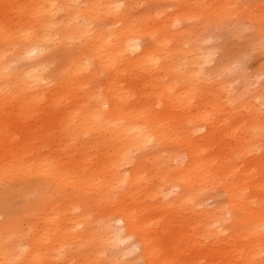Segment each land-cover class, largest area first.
<instances>
[{
	"label": "rangeland",
	"instance_id": "rangeland-1",
	"mask_svg": "<svg viewBox=\"0 0 264 264\" xmlns=\"http://www.w3.org/2000/svg\"><path fill=\"white\" fill-rule=\"evenodd\" d=\"M81 1L82 10L98 6L99 28L112 30L127 23L140 26L147 18L152 25L165 21L172 27L173 17L190 13L171 29L193 31L196 65L204 76L174 86L184 101L169 104L159 94L165 81L172 83L166 74L153 76L151 85L149 74L123 63L126 81L117 83L136 95L148 92L168 127L166 136L132 148L124 162L93 131H82L84 113L92 107L87 92L100 87L105 93L113 79L110 71L86 72L92 84L77 95L76 81L82 77L70 78L83 39L74 35L68 47L46 50L53 81L48 98L29 105L0 93V264H264V0H117L129 9L119 24L117 12L101 11L107 0ZM35 5L33 0H0V53L15 49L19 39L11 27L21 12L31 13L38 24ZM59 5L65 20L69 10ZM149 41L147 36L145 44ZM208 54L210 64L204 60ZM27 59L23 64L35 61ZM187 66L186 71L195 69ZM20 80H7L4 92L24 98L30 87ZM225 85L234 103L219 98ZM59 86L64 88L60 94ZM24 140L30 151L18 160ZM125 172L130 175H118ZM134 213L137 230L130 231L121 215Z\"/></svg>",
	"mask_w": 264,
	"mask_h": 264
},
{
	"label": "bare ground",
	"instance_id": "bare-ground-1",
	"mask_svg": "<svg viewBox=\"0 0 264 264\" xmlns=\"http://www.w3.org/2000/svg\"><path fill=\"white\" fill-rule=\"evenodd\" d=\"M33 1L36 3L35 10H36V13L38 16V19L36 17V19L38 20V24L36 25L34 23L35 19H33V16L31 13L26 14L25 12H21L22 15H21L20 21L18 23H14V25L11 27L13 30V34H12L13 37L16 39H19L18 41L14 42V43H17L15 49L13 50L12 48H10L8 51H5V53H2V52L0 53V93H3L4 96H7V97L17 96L18 98H20L22 100L25 99L27 101H24V102H27V104H29V105H34L37 101H42L46 97L48 98V96H46L47 95L46 92L48 89H50L53 86V81L50 80V78L48 77V74H47V72L49 73V69H48V65H47V62L49 59L44 57L43 54H44V52H46V50H50V49H52V47H55L58 45L62 46V47H65V46L68 47L71 43V40H73L71 38L74 35L75 36L77 35V36H79V39L80 38L83 39V43L80 42V43H82V45L77 47L79 50V53L75 57V60H74L75 62L73 63L75 65H74V69H73V72H72L71 78H70V80L72 81V80H78L79 76L82 77L81 80L76 81V82H78L77 83L78 86L77 85L75 86L77 88L76 94L77 95L80 94V92L84 91L88 86H90L92 84L91 80H90L92 78L91 75L93 74L92 71L94 72V74H98L100 71L109 70L110 71L109 73H110L111 77L113 78V79H111L112 82L107 87L108 89L106 90L105 93H100L98 91V89L100 87L99 88L97 87L98 88L97 90H95L96 88L93 90L90 89L89 91H88V89L85 90V91H88L87 94L89 96V101L92 102V107L87 112L84 113L86 120L83 121V124L85 123L86 124L85 126H87V128H85V126H84L85 129L82 127V131H84L85 134L89 133V131H93L95 134V137H97V139L102 143V145H104V146L108 145V147L114 148L116 150V152L118 153L119 160L124 161V162L128 161L130 159V158L128 159V157H129V153L132 150V148L133 149H134V147L142 148L145 146L146 143L156 141L157 138L166 136L165 133H166V129L168 127L167 128L165 127L163 116H162L163 114L158 113L156 111L157 110L156 105L158 103L154 102V100H153L154 103L149 102V100L147 98V96L149 95L148 92L142 93V95H136L135 92L129 90L126 86H123L120 82L123 83L126 81V77H125L126 72L124 74H122L121 68H122L123 63L130 65L131 67H133V69H135V67H138L140 70H143L142 73L145 71L146 74H149L148 75L149 78H147V79L151 80V82H152L151 85L154 84V80H153L154 77L153 76L162 75L161 73L166 74V76H168L171 79L172 83L168 85L169 82L165 81L163 89L160 87L162 90L160 89L161 92L159 94L161 95V97L163 99H168L169 104L174 103V101L178 100L177 98H179L180 100H183V98H181L180 95L175 94V90H173V87L176 85L178 86L179 84H184V83L187 84L186 82H188V81L199 80V79L203 78V76H204V73L202 70L198 71L199 68H197V67L199 65L198 66L196 65V64L200 63V62L198 63V61L200 59L197 56L195 49H194V46H193V44L195 43L193 40V37H194L193 31L191 29H189L188 27H186L185 29L182 28V30H180V31H178L177 29H171L173 27L175 28L176 25L180 21H184L185 19H189L190 13L183 12L181 14H177L176 17H173L171 19L172 20V27H169L166 24L167 22L165 23V21H163V23L160 25H158V24L152 25L151 22L149 21V18H147V20L142 22V24L140 26H135L132 23H127V24H124L122 29L112 30V29H109L107 27L99 28V26H100L99 24L101 23V20H98L96 18L94 11L98 10V12H99L100 10H99V7L94 5V4L90 5L86 10H82L81 7H79V5L82 3L81 0H33ZM59 3H63V7H65L66 9L69 10L66 13L68 15L67 16L68 18L66 19L64 17L65 20H63L61 18V12H60L59 8H62V7H61V5H59ZM102 10L106 14H109V13L115 14V12H117V17L119 18V20L117 22L118 24L124 22L123 21L124 17L127 15L128 11H129L128 8L125 9L123 4H120L119 2H117V0H107V5L105 7H102L101 11ZM121 11H123V14L120 13ZM34 18H35V16H34ZM159 19H161V21H162L164 18L160 17ZM204 22L207 24V17L206 16H204ZM169 23H170V21H169ZM16 25H18L17 29H16ZM108 25H110V24H108ZM177 27H178V25H177ZM180 35L183 36L182 42L179 41ZM147 36L150 37V41L148 44H145ZM171 41H173V43ZM8 42H9V44H11L10 40H8ZM76 44H78V43H76ZM199 47H201V45ZM163 48H165V53L160 51V49H163ZM73 52H75V50ZM209 53H210V51H209ZM202 54H204V53H202ZM71 55H73V54L71 53ZM211 55L210 54L207 55L206 59H204L205 62L207 61L209 63V61L211 60V57H212ZM27 58H31V59L35 58V61H33L31 64H23V61ZM20 62H22V64H23L21 67L19 66ZM50 64H51V62H50ZM187 64H191V65L195 66V69H193L191 71L190 70L186 71V69H188ZM183 68L185 70H183ZM19 69H22V71L19 72L18 71ZM139 69H137V70H139ZM46 70H48V71H46ZM122 71H123V69H122ZM183 71L187 72V73H184ZM188 71H190V72H188ZM13 72H15L16 76L13 75ZM86 72H89V73L91 72L92 74L90 73L91 75H88V73H86ZM75 77H77V78L74 79ZM209 77L210 76H208V78ZM12 78H18L19 80L21 79L22 82L23 81L27 82L26 84L30 87L28 89L30 92H26L23 95L24 98H22L20 96V92H14V91H8V90L4 92V89H3V87L5 86L4 83H6L7 80L10 81ZM119 79H121V80H119ZM211 80H213V79H211ZM68 81L69 80H67V82ZM117 81H120V82L117 83ZM162 81H164V80H162ZM215 81H216V79L214 80V82ZM74 83L75 82H73V84ZM93 83H95V82L93 81ZM155 84L159 85V83L156 81H155ZM17 85H15V86H17ZM55 87H56V85H55ZM69 87H70V85H69ZM170 87H172L173 91H171ZM6 88H7V86H5V90H6ZM56 89H57L56 92H59L60 90L62 92V89H64V88L59 86ZM157 90L158 89H156V91ZM156 91H155V94L158 95L157 92H159V91H157V92ZM182 91H183V89H182ZM185 91L187 93L192 92L191 89H186ZM61 92H59V94ZM70 92H72V88H71ZM12 93H14V94H12ZM66 94H68V93H66ZM72 94H74V93H72ZM220 94H221L220 95L221 97L219 96V98H225L230 103H234V100L231 97L232 93H231V90L228 89V85H225L224 87H222V91L220 92ZM154 96H156V95H154ZM62 97H67V96H65V94H64ZM62 97H60V98H62ZM60 98L56 99L55 101L60 102ZM5 100H6V98H5ZM137 100H139V101H137ZM74 102H75V100H74ZM87 103H88V101H87ZM137 103L139 105H137ZM176 103H178V102H176ZM218 104H220V103H218ZM78 105H80V104L78 103ZM258 105H259V103H258ZM179 106H181V104ZM251 106H253V105H251ZM181 107H183V105ZM254 109L257 110L258 108L254 107ZM78 110H80V109H78ZM70 117H72V115L70 116V114H69V118ZM50 122H51V120H49V119L47 121H45L48 128H50V126H51ZM176 124H178V123H176ZM211 125L213 126V124H211ZM171 126H172V124H171ZM65 129L68 130V128H65ZM210 131H208V132H210ZM75 132H77V131H76V128L74 126L71 134L74 135ZM167 134H168V132H167ZM77 135H78V133H77ZM168 136H169V134H168ZM26 145H27L26 141L24 140L23 146L21 147L23 152L18 154V157H17L18 160L24 159V154L29 153L30 148H26ZM88 147H90V146H88ZM252 149H254V148H252ZM258 149H259V147H258ZM115 156L117 157V155H115ZM48 157H50V156H48ZM45 162H46L45 159H43L42 163L45 164ZM52 165H54V164H52ZM142 165L143 164H141V166ZM42 166H44V165H42ZM45 166L47 168H49L48 166H50V165L45 164ZM41 168H43V167H41ZM47 168H45V169H47ZM191 168H193V166ZM48 170L50 172L52 171L51 168H49ZM189 171H193V169H191ZM60 172L61 171H59V173ZM123 174L125 175V177H128L130 175V173H128V172L120 173L118 175L122 176ZM137 175H139V173ZM95 178L96 177H94V179ZM95 180H97V179H95ZM122 181L123 180H121V181L118 180V182H120V183ZM255 187H257V186H255ZM261 188H263V187H261ZM237 192L238 191H236V194H237ZM238 194H239V192H238ZM239 200H240V198H239ZM263 207H264V205H263ZM224 215H226V214H224ZM121 216H122L123 220H127L129 222L130 231H136L137 230V222L136 221H138L137 220L138 216L135 213L133 215L122 214ZM258 221H260V220H258ZM258 224H260V223L258 222ZM262 225H264V224H262ZM258 228H259V226H258ZM257 230L258 229H256V231ZM258 233H260V232H258ZM118 234L119 233H116L115 235H118ZM118 239L124 240V238L119 237V235H118ZM144 245L146 247L145 253H146V255H149L150 254V248H147L146 243H144Z\"/></svg>",
	"mask_w": 264,
	"mask_h": 264
}]
</instances>
